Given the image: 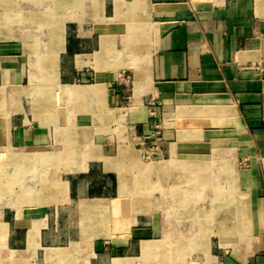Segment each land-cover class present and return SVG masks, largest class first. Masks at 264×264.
I'll use <instances>...</instances> for the list:
<instances>
[{
	"label": "crops",
	"instance_id": "0c3cea01",
	"mask_svg": "<svg viewBox=\"0 0 264 264\" xmlns=\"http://www.w3.org/2000/svg\"><path fill=\"white\" fill-rule=\"evenodd\" d=\"M117 201L110 264H264V0H0V264H94Z\"/></svg>",
	"mask_w": 264,
	"mask_h": 264
},
{
	"label": "rangeland",
	"instance_id": "374dc122",
	"mask_svg": "<svg viewBox=\"0 0 264 264\" xmlns=\"http://www.w3.org/2000/svg\"><path fill=\"white\" fill-rule=\"evenodd\" d=\"M141 149V148H140ZM142 158L145 161H150L152 159H148L141 155ZM118 202V207L114 204H112L109 207V210L102 212L100 214L96 215L93 219L90 220V228L92 232H95V236L90 237H75L77 240H81V247H91L90 254L91 256H95V254H102L98 256L97 259L94 260V264H110L107 260V257L105 258V255H103V252L100 251L101 249H104L107 247V244H105L106 241H113V240H125L127 238L126 234L129 230V217H130V204H120ZM66 238H50L51 241L59 240V241H65ZM92 247L94 248L92 250ZM145 254L148 253L151 249V247H147L146 245L143 247ZM148 250V251H147ZM191 257V256H190ZM180 264H183L185 261H187V264H193L191 263V259L188 260V258L184 259ZM180 259V257H179ZM124 263L125 260H122ZM140 261L137 263L139 264ZM190 262V263H188ZM135 263V262H134ZM145 263V262H144ZM141 262V264H144ZM136 264V263H135Z\"/></svg>",
	"mask_w": 264,
	"mask_h": 264
},
{
	"label": "built area",
	"instance_id": "2783aa9c",
	"mask_svg": "<svg viewBox=\"0 0 264 264\" xmlns=\"http://www.w3.org/2000/svg\"><path fill=\"white\" fill-rule=\"evenodd\" d=\"M124 82L130 83L131 77L125 74L121 77ZM161 134L159 126H155V130L151 132L150 139L141 141V151L144 157L148 159L154 158L160 151L161 146L159 142V136Z\"/></svg>",
	"mask_w": 264,
	"mask_h": 264
},
{
	"label": "bare ground",
	"instance_id": "6f19581e",
	"mask_svg": "<svg viewBox=\"0 0 264 264\" xmlns=\"http://www.w3.org/2000/svg\"><path fill=\"white\" fill-rule=\"evenodd\" d=\"M182 202V201H181ZM192 203V202H191ZM148 251V250H147ZM122 259H115L114 264H123ZM163 263V262H162Z\"/></svg>",
	"mask_w": 264,
	"mask_h": 264
}]
</instances>
